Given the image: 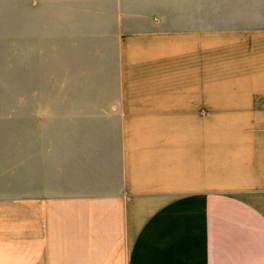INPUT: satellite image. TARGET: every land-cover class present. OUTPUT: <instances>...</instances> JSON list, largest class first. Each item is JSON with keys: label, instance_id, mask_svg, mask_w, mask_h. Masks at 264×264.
<instances>
[{"label": "crops", "instance_id": "0c3cea01", "mask_svg": "<svg viewBox=\"0 0 264 264\" xmlns=\"http://www.w3.org/2000/svg\"><path fill=\"white\" fill-rule=\"evenodd\" d=\"M112 2L117 121L37 127L0 264H264V0Z\"/></svg>", "mask_w": 264, "mask_h": 264}, {"label": "rangeland", "instance_id": "374dc122", "mask_svg": "<svg viewBox=\"0 0 264 264\" xmlns=\"http://www.w3.org/2000/svg\"><path fill=\"white\" fill-rule=\"evenodd\" d=\"M114 9L112 0H0V183L32 151L37 127L117 121L105 114Z\"/></svg>", "mask_w": 264, "mask_h": 264}]
</instances>
